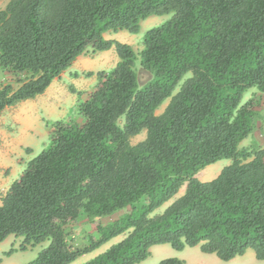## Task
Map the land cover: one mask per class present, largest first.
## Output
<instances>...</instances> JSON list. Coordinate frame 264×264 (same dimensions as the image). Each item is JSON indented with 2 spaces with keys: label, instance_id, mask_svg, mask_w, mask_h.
<instances>
[{
  "label": "trees",
  "instance_id": "16d2710c",
  "mask_svg": "<svg viewBox=\"0 0 264 264\" xmlns=\"http://www.w3.org/2000/svg\"><path fill=\"white\" fill-rule=\"evenodd\" d=\"M164 15L139 53L105 38L139 34ZM112 48L115 68L96 74L72 117L46 123L51 144L0 197V244L11 235L23 238L20 251L49 242L29 264H72L121 235L84 264H141L165 244L200 246L224 262L252 250L264 261V148H241L262 106L244 95H264V0H9L0 73L15 86L0 84V114L43 95L87 50ZM221 160L232 163L215 179L196 177ZM81 213L98 237L74 248L64 226Z\"/></svg>",
  "mask_w": 264,
  "mask_h": 264
},
{
  "label": "rangeland",
  "instance_id": "374dc122",
  "mask_svg": "<svg viewBox=\"0 0 264 264\" xmlns=\"http://www.w3.org/2000/svg\"><path fill=\"white\" fill-rule=\"evenodd\" d=\"M8 2L9 0H2L0 2V10H3ZM171 16L172 15L152 16L148 18L147 20L142 22L141 32L139 34L135 35L127 32H119L116 34L107 33L105 34V38L129 44L137 53H139L143 49L144 35L149 30L163 25L171 18ZM118 61L119 59L114 48L106 52L98 53H95L92 49H89L84 55L77 59V61L68 71L63 73L54 81L50 90L48 91V94L43 95V97L47 99L51 95H57L61 100V105L65 104V107H62L65 110L68 109V117H72L75 114V111L73 110L70 113V108H74V106H76L80 99H86L87 96L95 90L98 84L96 74L100 71H111L113 68H115ZM139 69L140 68L138 67V70ZM76 73L78 74V77L74 76ZM88 73H93V76H87ZM8 82L12 83L15 86L14 78L12 75L0 73V84L3 85L7 84ZM72 87L76 91L75 93L72 92ZM178 91L179 88L176 89L174 94H176ZM257 92L258 90L256 88L249 90L244 95L243 104L251 98L256 99L260 103L261 101L257 96ZM169 102L170 99L164 102V104L157 110V115H161L164 112ZM37 104H39V102L37 100H34L31 102H26L23 105L7 109L3 114L0 115V131L4 130L8 135H12L9 137V140L12 137L15 138V133L19 130L17 125H15L16 116L22 113L23 110H31L32 108H36ZM261 116H263L264 118V111L263 113H261ZM45 119L46 123L55 122L54 120L49 119V117H45ZM145 138L146 132H143L140 135L134 137L131 140V143L133 145H136L137 143L145 140ZM49 143L50 140L48 139V143H46V145H44L41 149L33 147L34 153H28L22 157V159L24 160L23 165L25 169L32 159L38 156L44 149H46L50 145ZM246 143H249V141ZM2 144H5V139L4 136L0 133V148ZM231 163V160H221L200 171L196 177L203 182L211 181L212 179H214L213 173H220L223 168L229 166ZM19 177H17L15 181L18 180ZM185 187L181 189L179 194L173 200L158 209L153 214V216L163 213L166 208L174 202V200L182 196L184 194L183 192ZM118 215H115L114 217L109 219H103L102 221L104 223L112 221L116 219ZM64 230L68 236L70 244L74 248H83L87 245L89 238L98 237L96 223L89 221L84 213H81L78 220L68 222L64 226ZM124 237L125 235H121L119 238L111 242V244L123 239ZM22 242L23 238H17L14 235H11L0 244V261L2 260L1 264H29L37 258L38 254L44 248L49 245V242H45L36 246L35 248H29L27 251H20L19 249ZM168 247V250L154 248L151 257L146 260L144 264H159L160 261L165 259L164 256H167L169 258H179L178 256H183V254L174 250L170 245ZM11 249H16V252L10 257L5 256V253L9 252ZM102 249L104 248H100V250L98 249L94 253L84 255L72 264H82L87 261V259H89L92 254L99 253L100 251H102ZM198 251L201 257L193 258V262H195L196 264H264V261L256 259L255 253L252 250L247 251L244 256L237 257L230 262H224L220 260L215 254H204L200 251V249H198Z\"/></svg>",
  "mask_w": 264,
  "mask_h": 264
},
{
  "label": "crops",
  "instance_id": "0c3cea01",
  "mask_svg": "<svg viewBox=\"0 0 264 264\" xmlns=\"http://www.w3.org/2000/svg\"><path fill=\"white\" fill-rule=\"evenodd\" d=\"M51 86L47 89V91L43 95L48 94V91L50 90ZM43 95L38 96L33 100H27L25 102L16 105V106H20L26 102H31L34 100H37L39 102L36 108L34 109L32 108L31 110H23L22 113L16 116L15 125H17L19 130L15 133V138L12 137L9 140V137L12 135H8L4 130L0 131V133L4 136L5 139V144L4 145L2 144L0 148V197L6 194V192L9 190L10 186L15 181V179L19 177V175L21 177L23 172L26 170L23 165L24 160L22 159V157L25 154L34 153L33 147H37V149H41L44 145H46V143H48V139L50 140L49 144H51V138H50L51 130L46 124L45 117L47 118L49 117V119H52L54 121L65 120L68 117L69 114L68 109L65 110L63 108L65 107V104L61 105L62 104L61 100L57 95L55 96L51 95L47 99L44 98ZM257 96L260 99L262 106L258 109L259 116L257 117L255 130L249 138H247L241 143V148H246L250 150L264 148V118L263 116H261V113H263L264 111V95H262L260 92H257ZM75 107L76 106H74V108H70V113L73 110L75 111ZM6 110H4L1 114H3ZM248 141L249 143H246ZM219 174H220L219 172L213 173L214 179ZM185 190L186 187L184 189V192ZM117 238H114L109 243L102 246L101 248L104 249H102V251H100L99 253L92 254V256L89 259H87V261L95 258L99 254L108 250L112 245L124 239L123 238L111 244V242H113ZM168 246L169 244L155 246L152 248V251L154 250V248L168 250L169 249ZM198 249H200V246L193 248L187 247L183 251H178L181 254H183V256H178V257L179 259L184 260L186 264H196L195 262H193V258L201 257V255L198 253L199 252ZM164 258L166 259L169 257L164 256Z\"/></svg>",
  "mask_w": 264,
  "mask_h": 264
}]
</instances>
